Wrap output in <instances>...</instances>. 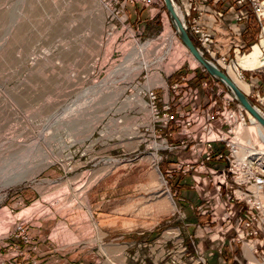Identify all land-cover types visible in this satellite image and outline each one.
I'll return each instance as SVG.
<instances>
[{
  "label": "rangeland",
  "instance_id": "rangeland-1",
  "mask_svg": "<svg viewBox=\"0 0 264 264\" xmlns=\"http://www.w3.org/2000/svg\"><path fill=\"white\" fill-rule=\"evenodd\" d=\"M104 12L95 0H0V194L8 193L0 199L28 207L31 238L20 245L30 260L16 264H248L234 260L240 245L231 252L229 232L204 231L212 204L202 195L216 201L213 188L202 192L193 172L167 173L168 157L175 164L180 150L156 152L157 142L179 146L180 124L156 122L149 92L158 110L169 106L175 120L191 119L192 134L207 115L221 118L239 104H229L234 97L220 81L201 86L211 76L183 44L165 57L171 45L158 40L160 18L142 21L140 7L127 9L142 32L138 44L120 28L110 31ZM240 38L233 39L241 53L230 51L222 72L260 44L263 32L251 24ZM239 71L264 116V65ZM175 84H187L196 98ZM248 127L264 147V129ZM189 147L191 154L202 148ZM36 202L38 209L29 208Z\"/></svg>",
  "mask_w": 264,
  "mask_h": 264
},
{
  "label": "built area",
  "instance_id": "built-area-1",
  "mask_svg": "<svg viewBox=\"0 0 264 264\" xmlns=\"http://www.w3.org/2000/svg\"><path fill=\"white\" fill-rule=\"evenodd\" d=\"M95 2L100 12L106 11L102 17L104 21L108 20L109 30L120 28L130 40L140 42L142 32L135 30L131 25L130 17L127 13L129 7H140L145 12V19H142V21L152 22L160 18L164 27V33H161L159 38L164 36L166 32L165 25L169 21V15L164 0H95ZM170 2L183 29L187 32L198 51L216 63L220 61L229 63L232 61L229 59L228 54H221L215 50V44L218 42L217 36L220 33L217 30V26L229 20L231 24L237 26L239 37L251 24L258 25L261 29L264 26V0H170ZM137 14L134 11V15L137 16ZM227 27L229 28L227 29L231 36H237L232 27L229 25ZM172 30L174 29L172 28ZM173 32L172 35L175 36L176 34ZM242 49L240 45L233 44L229 52L231 51L233 57L236 58ZM201 72L205 73V76L207 75L206 72L202 70ZM210 79L211 77L204 80L201 86L207 87L214 85ZM213 81L216 83L215 80ZM176 88H179L180 91L184 88L186 95L190 94L191 98H196L197 91L189 88L187 84H175L174 90ZM221 92H223V89L219 91V93ZM149 93L150 98L152 97V106L150 107L155 115L156 122H163L164 124L162 125L164 127L169 126V123L173 121L176 125L180 124L179 135H181V141L179 146L168 144L166 139L157 142L159 143V147L156 149V152L162 150L169 153H176L177 149L180 150L178 152L180 155L177 156L175 164L168 157L167 162L171 164L168 165L167 173H177L186 176L189 172H193L191 178L197 188L201 189L202 192H204L207 186L213 188L211 191L216 201L211 202V197H207L208 195H205V192L202 195L203 199L210 202L214 207H211L212 205L208 203L211 205L209 212L211 215H209V223L211 224L207 225L204 231L210 233L216 230L220 234L229 232L231 236L227 239V245L232 248L231 252L234 251V247L237 248L238 244L240 245L239 257L241 258L234 256V260L238 261V259H242V261H248V258L242 254V251H244L243 248L247 245L246 243H252L256 246L252 251L255 261L264 262V231H262L264 228V211H260V205L258 203L255 204L247 199V196L253 198L264 192V168H257L255 169L256 172L254 171V174L260 178L258 182H255L253 179L244 180L237 171V163L235 162V153L237 152L235 145L237 144L235 142L236 134L234 132L237 130V125L239 124L238 114L242 117L240 119L241 121L245 118L244 113H239L240 108L236 106L235 109H225L221 118L213 119L207 115V123L203 129L192 134L196 129L193 127V121L191 119L187 118L181 122L175 120V117L169 112V106L165 109L163 108L162 111L158 110L155 107L156 96H154V92L150 91ZM226 99L229 101V104L231 102L234 103V99ZM247 120L246 118L244 121L245 124L249 123ZM191 136L193 140H191ZM192 142L195 143V146L200 145L202 147L200 149L195 147L193 154H191L189 149L190 143ZM158 157L161 160L160 156ZM191 159H193V162ZM222 162L224 166H217V164ZM195 165L196 169L194 170ZM245 169L247 170L248 168ZM259 170L261 172L258 173ZM244 174L245 172L242 173V176ZM239 192L242 195H239ZM2 196L6 198L8 193L0 194V198ZM238 201L243 206L237 207ZM37 205L38 203L36 202V204L34 203L29 206V208L36 206V209H38L39 207ZM19 206L22 207L20 200L7 205L1 204L0 199V212L6 213L12 219H14L13 216H18L17 219H20V221H11L13 223L5 229L6 238L3 240L0 238V264H16L20 259L30 260L31 258L30 255H22L20 252V245L24 244L29 246L31 244V238L26 217L29 212H25L28 207H23L24 211H22V208ZM216 208H221L224 213L220 216ZM207 210V207H204L201 210V214L206 215ZM212 224H216V229H211ZM220 239L222 243H225L223 237ZM33 248H35V245L32 246Z\"/></svg>",
  "mask_w": 264,
  "mask_h": 264
},
{
  "label": "bare ground",
  "instance_id": "bare-ground-1",
  "mask_svg": "<svg viewBox=\"0 0 264 264\" xmlns=\"http://www.w3.org/2000/svg\"><path fill=\"white\" fill-rule=\"evenodd\" d=\"M172 5V4H171ZM173 8V7H172ZM174 10V8H173ZM106 12V11H105ZM175 12V11H174ZM176 14V13H175ZM177 16V15H176ZM178 18V17H177ZM179 20V19H178ZM171 23V25H170ZM181 23V22H180ZM172 26V22L170 20L169 17V21L166 22L165 28H166V32L164 34V36H162L161 38H159L158 40H160L161 44L162 43H166L169 42L171 47L169 50H167V54L165 55V57H168L167 55H176L177 51L179 49V47H182L181 40L179 39L176 30H172L171 28ZM171 29V30H170ZM131 30L129 29V32ZM172 31H174L173 33L176 34L175 36L172 35ZM263 32V39L261 40L260 44L258 45H254L251 49V51L244 55L243 57L240 58V61L238 64L234 65L233 67H227L226 68V73H225L228 78L231 80V82L235 85V87L242 92L245 96L247 94V85L240 81V79L238 78L239 75V69L241 70H254V69H258L261 66L264 65V59H263V55H264V26L262 29ZM131 33V32H130ZM189 36V35H188ZM132 41V40H131ZM136 43H138L137 41H134ZM139 44V43H138ZM184 45V44H183ZM195 45V44H194ZM185 46V45H184ZM196 47V46H195ZM186 48V47H185ZM187 49V48H186ZM188 50V49H187ZM196 50L198 51L197 47ZM189 52V51H188ZM199 52V51H198ZM215 52V50H214ZM165 53V52H164ZM185 54H188L185 50H184ZM190 53V52H189ZM200 53V52H199ZM158 54V53H157ZM178 55V54H177ZM190 55L193 57L194 61L196 63L197 60L195 59V57L190 53ZM200 55L202 57H204V54ZM169 56V57H170ZM181 56V55H180ZM205 58V57H204ZM209 58V57H208ZM180 59V58H178ZM206 59V58H205ZM207 60V59H206ZM208 61V60H207ZM211 65H213L215 68H217L218 70H220L222 72V65L223 64H227L225 62L220 61L219 63L215 62L214 60H210L208 61ZM230 63V62H229ZM228 63V64H229ZM199 64V63H198ZM203 68V67H202ZM204 69V68H203ZM205 70V69H204ZM206 71V70H205ZM207 72V71H206ZM238 74V75H237ZM210 76V75H209ZM211 79L215 80V81H220L217 78L211 76ZM221 82V81H220ZM223 85H225L223 82H221ZM226 88H228V90L231 92V90L229 89V87H227L225 85ZM232 93V92H231ZM232 96L234 97L233 93ZM247 97V96H246ZM235 98V97H234ZM232 98V99H234ZM238 103V102H237ZM239 104V103H238ZM240 105V104H239ZM238 106V108H240L239 113L243 112L244 113V120L240 119L242 117H240V114H238V119H239V124L237 125V130L234 132L236 134V150L237 152L236 154V168L237 171L240 173L241 178L244 180L247 179H253L255 182H258V180L260 179L257 175L254 174L255 169L257 168H264V147H262L258 142H257V136L256 133L252 132L251 128L248 127V125L251 123L252 128L255 130H261V128L264 129V126H262L261 124H259V122L254 119L249 113H247L242 106ZM254 108L258 111V113L263 116L261 114V112H259V110L254 106ZM152 111V110H151ZM251 117L249 118L248 115L246 116L245 112ZM237 115V114H236ZM248 117V118H247ZM264 117V116H263ZM248 119L247 121L249 123L245 124L244 121L245 119ZM219 133V131H217ZM262 142V141H261ZM264 144V143H263ZM245 168H248L247 170ZM245 172V174L242 176V173ZM256 172V171H255ZM261 172V170L258 171V173ZM256 188V187H255ZM239 195H242L241 192L238 193ZM248 200H251L253 203L255 204H259L260 205V211H264V192L256 197H248ZM237 207H241L243 206V204L241 202H237ZM18 216H13L14 219L8 217V215H6V213L4 212H0V238L3 240L6 238V232L5 229L7 226L11 225L15 220L20 221V219H17ZM13 221V222H11ZM264 229V228H263ZM28 231L30 232V229L28 228ZM211 233V232H210ZM246 249V248H245ZM248 254V260L250 264H254L253 261V255H252V251L253 248L251 247H247L246 249ZM248 263V264H249Z\"/></svg>",
  "mask_w": 264,
  "mask_h": 264
},
{
  "label": "water",
  "instance_id": "water-1",
  "mask_svg": "<svg viewBox=\"0 0 264 264\" xmlns=\"http://www.w3.org/2000/svg\"><path fill=\"white\" fill-rule=\"evenodd\" d=\"M166 10L168 12V15L170 17V20L172 22L173 28L176 30V33L181 40V42L185 45V47L188 49V51L195 57L197 62L201 67H203L207 73L210 76H213L223 82L234 95V99L242 106V108L249 113L254 119H256L259 124L264 126V117L261 116L258 111L254 108L252 103L249 101V99L240 92L235 85L231 82V80L228 78V76L215 68L213 65H211L204 57L200 55V53L196 50V47L193 43V41L188 36L187 32L183 29L180 21L178 20L170 0H164Z\"/></svg>",
  "mask_w": 264,
  "mask_h": 264
},
{
  "label": "crops",
  "instance_id": "crops-1",
  "mask_svg": "<svg viewBox=\"0 0 264 264\" xmlns=\"http://www.w3.org/2000/svg\"><path fill=\"white\" fill-rule=\"evenodd\" d=\"M230 26L233 28V31L234 33L238 36V32H237V26L231 24V22L229 20H226V22L224 24H221L219 26H217V30L220 32L217 36V40L218 42H216L215 46H216V51H218L219 53L221 54H225L227 55L229 53V49L230 47H232V45L237 42V39L234 40L233 36L230 35V32H229V28L227 26ZM250 26V25H249ZM228 28V29H227ZM249 27L246 28V30L243 32H247V29ZM242 33V34H243ZM240 38V37H239ZM241 39V38H240ZM240 43H243V40L241 39L240 40ZM243 45V44H242ZM215 51V52H216ZM167 189V188H166ZM168 190H166L167 192ZM169 192V191H168ZM167 199L171 198V197H168L166 196Z\"/></svg>",
  "mask_w": 264,
  "mask_h": 264
}]
</instances>
